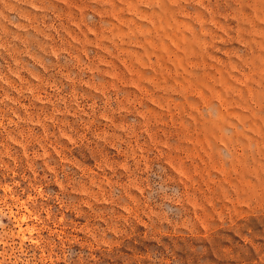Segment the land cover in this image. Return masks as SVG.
Masks as SVG:
<instances>
[{
    "label": "rangeland",
    "instance_id": "374dc122",
    "mask_svg": "<svg viewBox=\"0 0 264 264\" xmlns=\"http://www.w3.org/2000/svg\"><path fill=\"white\" fill-rule=\"evenodd\" d=\"M0 264H264V0H0Z\"/></svg>",
    "mask_w": 264,
    "mask_h": 264
},
{
    "label": "bare ground",
    "instance_id": "6f19581e",
    "mask_svg": "<svg viewBox=\"0 0 264 264\" xmlns=\"http://www.w3.org/2000/svg\"><path fill=\"white\" fill-rule=\"evenodd\" d=\"M11 213V212H10ZM13 215V214H12ZM20 219V218H19ZM19 229V228H18ZM22 229V228H21ZM20 230V229H19ZM23 236V235H22ZM25 236V235H24ZM30 239V238H29ZM31 240V239H30ZM29 241V240H28Z\"/></svg>",
    "mask_w": 264,
    "mask_h": 264
}]
</instances>
